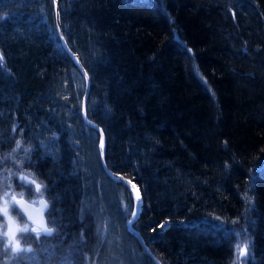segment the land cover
Instances as JSON below:
<instances>
[{
  "label": "trees",
  "instance_id": "1",
  "mask_svg": "<svg viewBox=\"0 0 264 264\" xmlns=\"http://www.w3.org/2000/svg\"><path fill=\"white\" fill-rule=\"evenodd\" d=\"M55 1L0 0V204L45 197L55 229L21 232L16 252L0 233V264H105L86 157L127 246L156 264L128 228L132 193L104 170L82 116L86 80ZM60 15L90 76L105 161L140 191L133 227L152 253L264 264V0H61ZM30 181L39 193L21 186Z\"/></svg>",
  "mask_w": 264,
  "mask_h": 264
},
{
  "label": "rangeland",
  "instance_id": "2",
  "mask_svg": "<svg viewBox=\"0 0 264 264\" xmlns=\"http://www.w3.org/2000/svg\"><path fill=\"white\" fill-rule=\"evenodd\" d=\"M85 163L88 168V192L85 206L93 213L101 243L106 246L104 250L108 256L105 259V264H142L141 254L136 249L129 248L127 242L124 240L123 230L117 218L116 210L109 205L107 199L102 194L103 183L95 159L86 157ZM35 201H38V199ZM5 207H7V215H4L2 211ZM0 213L4 216L3 222H0V233L9 242L18 240L22 232L21 229L32 227L26 219L15 213L12 201L10 200H5L0 204ZM9 229L15 235L14 240L12 236L5 235V233L9 232Z\"/></svg>",
  "mask_w": 264,
  "mask_h": 264
},
{
  "label": "water",
  "instance_id": "3",
  "mask_svg": "<svg viewBox=\"0 0 264 264\" xmlns=\"http://www.w3.org/2000/svg\"><path fill=\"white\" fill-rule=\"evenodd\" d=\"M60 1L61 0L55 1L56 26H57L58 32L61 36L64 47L69 52V54L72 57V59L74 60V62L78 65V67L80 68V70L83 73L85 80H86V86H85V92H84V98H83L82 116H83L84 120L86 121V123L88 125L94 127L95 129H97L99 134H100V148H101V142H103V148H101V160H102V165L104 167V170L106 171L108 176H110L111 178H113L115 180H122L123 184L132 193L133 200H134L133 213H136V216L134 217L132 215V217L129 219V221H128L129 230L131 232H133L140 239L141 243L145 246L147 252L153 258L155 263L156 264H162V262L149 249V247L147 246V244L143 240L140 233L133 227V223L137 219V217L141 211V207L137 201V196H136V193H137V191H139V189L136 187L135 182L132 179L124 176L123 174H121L119 172L113 171L112 169H110L108 167V165L105 161V150H106L105 133H104L102 127L98 123L91 120L87 115V100H88V96H89V92H90V88H91V80H90V76H89L88 72L86 71V69L82 63L80 55L78 53L74 52L70 48V46L68 45V42L66 40V37H65V34L63 31V27H62L61 15H60ZM133 185H135V187H133ZM139 194H140V191H139ZM13 196L16 197L15 201L12 200L13 203L20 210V212L25 216L26 220L32 225L31 229L36 228L37 230H39L40 232L45 234L46 228H54V227L49 226V224H48L47 211L50 208V203L48 202V200L45 197H41L40 199H38V201L35 202V201H31V200L27 199L24 196H17V195H13ZM140 201H141V194H140Z\"/></svg>",
  "mask_w": 264,
  "mask_h": 264
},
{
  "label": "snow or ice",
  "instance_id": "4",
  "mask_svg": "<svg viewBox=\"0 0 264 264\" xmlns=\"http://www.w3.org/2000/svg\"><path fill=\"white\" fill-rule=\"evenodd\" d=\"M17 147H19V142H17ZM101 148H103V142H101ZM118 182L122 183L123 181L122 180H119ZM35 185V189H36V192L39 193L41 191V185L36 183L35 181H30L28 183H22L21 186L22 187H27L29 192L31 193L32 191V185ZM133 187H135V185H133ZM5 196H8V193H5ZM136 196H137V201L140 205V207H142V201H140V194H139V191H137L136 193ZM12 200L15 201L16 200V197L15 196H12ZM2 211L4 212V215H7V207H5L4 209H2ZM134 217L136 216V213H133L132 214ZM165 225H159V227H164ZM22 232L24 233H27L29 230L27 227L21 229ZM33 233H36V238L38 239L39 238V233H38V230L36 228H33L31 230ZM55 231L54 228H46L45 229V235H51L53 232ZM153 231H155V229H153ZM5 235H10L12 236L13 240L15 239V235L14 233H12L11 229H9V232L5 233ZM20 248V243L19 241H15V244H14V247L12 249L13 252H16L18 249ZM29 251H31V249H29ZM241 255H244L245 254V249H241V252H240Z\"/></svg>",
  "mask_w": 264,
  "mask_h": 264
}]
</instances>
